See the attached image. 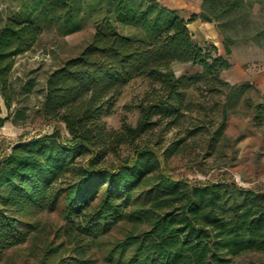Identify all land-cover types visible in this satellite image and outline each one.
<instances>
[{
	"label": "trees",
	"instance_id": "16d2710c",
	"mask_svg": "<svg viewBox=\"0 0 264 264\" xmlns=\"http://www.w3.org/2000/svg\"><path fill=\"white\" fill-rule=\"evenodd\" d=\"M12 1L7 14L0 11V127L23 117L11 110L13 95L33 85H16V58L45 31L66 35L90 21L93 32L45 80L40 113L52 131L13 144L0 160V262L36 230L24 219L33 210L64 219L61 244L70 245V255L62 264H95L93 249L119 221L130 226L106 248V264H232L243 253H264V190L182 178L163 166L149 138L159 130V142L180 122L187 89L203 83L223 93L222 131L228 100L250 84H231L220 72L234 42L264 47V25L250 27L253 4L264 0H201L188 19L155 0ZM196 18L215 23L223 54L192 38L187 23ZM174 62L199 69L175 74ZM138 77L147 90L136 121L108 127L104 116ZM251 115L256 125L264 122V97ZM122 146L129 152L122 155Z\"/></svg>",
	"mask_w": 264,
	"mask_h": 264
},
{
	"label": "rangeland",
	"instance_id": "374dc122",
	"mask_svg": "<svg viewBox=\"0 0 264 264\" xmlns=\"http://www.w3.org/2000/svg\"><path fill=\"white\" fill-rule=\"evenodd\" d=\"M13 5L12 0H0V11L7 14ZM250 20V27L253 29L264 25V3L253 4ZM212 27L218 33V38L212 40L221 53H224L222 35L215 23ZM92 32L93 25L90 21L80 30L66 35L45 31L30 50L16 58L11 73L12 78L17 81L16 85L28 80H32L33 85L28 92L13 95L11 110L20 108L23 117L19 118L17 123L6 121L0 127V160L13 144L52 131V123L43 122L40 113L45 80L54 68L81 50ZM205 43L212 42L207 39ZM231 48V63L221 70L220 75L231 84L249 83L250 87L242 92H235L228 100L222 131L218 132L223 117V93L210 91L209 85L203 83L187 89L186 103L189 107L184 111L180 122L164 131L159 142V130L155 135L150 134V143L163 166L182 178L200 182L231 179L238 185L264 189V181L259 179L257 172L259 155L255 153L243 156L240 162L238 149L242 133L248 130L245 123L254 110V104L262 100L261 91L252 77L264 70V47L255 41L238 40ZM172 68L175 74H179L184 71L194 72L199 66L174 62ZM242 70L248 72L250 78L247 79V75L243 81L234 80L231 74ZM146 90V80L143 78L138 77L130 81L123 88L111 112L104 116L107 126L119 128L122 121L134 123L138 115L136 103ZM5 114L6 108L2 105V115ZM120 152L123 155L129 151L122 146ZM248 159L253 161V168ZM24 219L35 221L36 230L22 244L7 249L0 264H62V260L70 255V245L61 244L64 238L60 232L65 221L60 214L57 211L33 210L24 215ZM129 226L119 221L109 234L101 238L103 246L93 249L95 264H106L103 260L106 248L111 241L122 237ZM233 259L232 264L259 261L264 259V253L247 252Z\"/></svg>",
	"mask_w": 264,
	"mask_h": 264
},
{
	"label": "crops",
	"instance_id": "0c3cea01",
	"mask_svg": "<svg viewBox=\"0 0 264 264\" xmlns=\"http://www.w3.org/2000/svg\"><path fill=\"white\" fill-rule=\"evenodd\" d=\"M155 1H157L163 6L175 9L185 19H188L194 13H198L201 8V0H155ZM213 23L214 22L202 21L200 18H196L195 20L188 22L187 26L192 34V38L196 42L202 44L207 39H209V41L217 45L215 41L212 40V39L218 38V33L212 27ZM208 24H210L211 26H208ZM218 52L221 53L220 49H218ZM231 53H232V48H231ZM231 53L229 54V56L231 55ZM229 56H228V59H229ZM231 76L234 80L236 81L238 80L239 82L243 81L246 76H247V79L248 77L250 78V74L243 70L238 73L236 72L232 73ZM252 79L257 84L258 89L261 91L260 92L261 98H263L264 97V70L258 72L257 74H254ZM245 125H247L248 130L242 133L241 141H240V144L238 145V149L240 152L239 161L242 162L243 156L254 155L255 153H257L259 155L257 159L258 177L261 181L262 180L264 181V122L260 125H256L253 121L252 115H250ZM249 159H248V162L253 168L254 163L252 160H249ZM259 188L264 190L261 187Z\"/></svg>",
	"mask_w": 264,
	"mask_h": 264
},
{
	"label": "built area",
	"instance_id": "2783aa9c",
	"mask_svg": "<svg viewBox=\"0 0 264 264\" xmlns=\"http://www.w3.org/2000/svg\"><path fill=\"white\" fill-rule=\"evenodd\" d=\"M242 186V185H241Z\"/></svg>",
	"mask_w": 264,
	"mask_h": 264
}]
</instances>
